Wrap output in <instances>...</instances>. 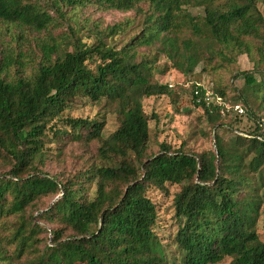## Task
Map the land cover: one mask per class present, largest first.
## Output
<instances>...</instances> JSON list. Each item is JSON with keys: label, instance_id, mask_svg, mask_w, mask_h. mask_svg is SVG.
I'll return each instance as SVG.
<instances>
[{"label": "trees", "instance_id": "trees-1", "mask_svg": "<svg viewBox=\"0 0 264 264\" xmlns=\"http://www.w3.org/2000/svg\"><path fill=\"white\" fill-rule=\"evenodd\" d=\"M260 4L0 0V30L14 44L0 51V264H264L257 234L264 204ZM89 8L127 16L103 25L84 16ZM241 56L252 69L233 76L243 80L238 90L207 82L208 97L207 83L192 79L197 69L228 71ZM170 70L184 77L179 88L202 112L214 150L199 154L162 143L149 153L153 117L143 101L178 96L175 86L156 81ZM80 104L101 112L72 118ZM107 115L117 127L105 137ZM242 121L250 130H233ZM228 132L229 143L222 136ZM93 144L72 176L45 172L64 147ZM168 187L178 188L173 259L156 234L151 197L168 194Z\"/></svg>", "mask_w": 264, "mask_h": 264}, {"label": "rangeland", "instance_id": "rangeland-1", "mask_svg": "<svg viewBox=\"0 0 264 264\" xmlns=\"http://www.w3.org/2000/svg\"><path fill=\"white\" fill-rule=\"evenodd\" d=\"M259 10L264 17V4H260ZM84 16L91 20H97L100 24L111 25L119 22L127 15L118 12H106L100 13L94 8H89L83 12ZM195 15L202 16L203 11L198 10ZM9 34L5 31V28L0 30V51L6 47H14L11 42L9 44ZM87 41V39H84ZM90 42V41H87ZM28 54L34 50V42L32 37L24 44ZM253 58H256V54L253 52ZM163 65L165 62L160 61ZM252 69L250 59L246 56H241L238 62L230 70L222 72L218 75H206L197 69L192 79H198L204 81V83L211 82L217 83L224 87L232 86L235 90H238L242 84V78H238L233 82V76L239 72L249 71ZM156 81L160 84H171L176 87V98H150L143 101V108L145 113L149 117H153L150 122V141H149V153H156L159 145L165 143L172 148H179L184 146L186 150H190L194 153H203L209 150H214L213 133L203 118L202 112L193 108L190 104L188 95L181 91L179 86H186L184 83V77L174 70L168 71L165 76L156 77ZM211 84H206V90L211 92ZM97 112H101L98 107L91 106L90 104H80L75 107L70 116L72 118H92L95 117ZM102 114V113H101ZM251 123L242 121L240 125H234L233 130H250ZM117 127L115 117L112 115L106 116V126L104 136L107 137L115 131ZM232 133H222V136L226 142H231L233 139ZM96 147L93 146H77L71 145L64 147L63 156L59 159L53 158L47 165L45 172L50 176L58 177L59 179L65 176H72L82 167L84 160L88 159ZM87 162V161H86ZM71 174V175H70ZM177 187H168V194H163L157 191L151 193L156 206L158 208V220L156 226V234L159 236L169 259L175 257L178 258L176 247L173 245V238L175 236L177 225L174 219V210L172 205V197L177 192ZM257 234L261 241H264V204L262 205L260 212V219L257 225Z\"/></svg>", "mask_w": 264, "mask_h": 264}, {"label": "built area", "instance_id": "built-area-1", "mask_svg": "<svg viewBox=\"0 0 264 264\" xmlns=\"http://www.w3.org/2000/svg\"><path fill=\"white\" fill-rule=\"evenodd\" d=\"M206 96H208V97L212 96V92H207V93H206ZM214 100H215V102H216L217 104H222V100H221V98H219V97H217V96H214ZM224 107L227 108V106H224ZM233 109H234V111H235L236 113H238L239 115H242V114H243V110H242L241 108H239L238 106H235ZM221 113H223V112H221Z\"/></svg>", "mask_w": 264, "mask_h": 264}]
</instances>
